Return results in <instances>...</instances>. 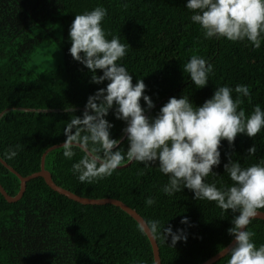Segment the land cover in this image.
Here are the masks:
<instances>
[{
    "label": "trees",
    "instance_id": "trees-1",
    "mask_svg": "<svg viewBox=\"0 0 264 264\" xmlns=\"http://www.w3.org/2000/svg\"><path fill=\"white\" fill-rule=\"evenodd\" d=\"M186 0H0V155L19 145L17 156L4 161L21 177L40 169L42 154L49 148L44 168L53 182L87 199H115L135 210L146 222L159 220L175 231L187 233L186 242L174 248L168 240L155 239L161 264H202L231 241L232 213L222 214L215 202L194 200L183 189L168 197L160 189L167 182L155 165L145 168L135 161L117 169L110 177L92 184L81 183L71 166L82 153L66 160L63 149L64 127L72 116L80 117L87 98L107 82L91 83V74L68 53V29L74 16L97 6L106 9L102 21L108 39L116 36L128 44L122 64L132 76V84L142 79L154 107L147 117L154 118L169 100L188 96L194 106L210 99L216 88L247 85L250 97L241 105L246 116L259 104L264 110V41L253 50L247 42L205 40L194 25ZM33 11L31 19L28 12ZM24 13V16L21 13ZM27 14V18H25ZM12 17V18H11ZM247 44V46H246ZM192 55L213 65L205 87L196 89L183 65ZM96 75H102L97 70ZM141 107H145L143 99ZM74 111H70V109ZM24 109L34 110L25 112ZM35 110H52L35 112ZM54 110V111H53ZM146 112V113H147ZM105 119L113 125L110 138L120 140L125 123L110 110ZM124 138V140H122ZM254 144L256 153L247 149ZM116 149H113L115 151ZM220 164L212 169L205 183L217 188L231 185L224 165L228 159L248 167L264 160V129L251 139L237 135L231 146L221 141ZM122 164V165H124ZM0 185L13 197L19 180L0 163ZM146 198L156 203L145 205ZM258 211L264 213V209ZM187 217L189 224L181 225ZM139 225L112 205H81L51 190L42 178L26 183L21 199L8 203L0 194V264H154L151 247ZM248 230L253 242L264 244V221L253 219ZM225 255L213 264H227Z\"/></svg>",
    "mask_w": 264,
    "mask_h": 264
},
{
    "label": "clouds",
    "instance_id": "clouds-1",
    "mask_svg": "<svg viewBox=\"0 0 264 264\" xmlns=\"http://www.w3.org/2000/svg\"><path fill=\"white\" fill-rule=\"evenodd\" d=\"M184 7L205 40L247 42L253 50L259 49L264 41V0H186ZM106 15L102 6L85 10L74 16L68 29L71 58L88 70L91 83L107 82L87 98L81 116H72L64 127L65 140L60 146L63 157L71 160L76 154L74 149L82 153L71 166L72 174L79 182L92 184L110 177L125 161H135L145 168L155 165L167 177L160 189L164 195L171 197L187 189L194 200L215 202L222 214L228 211L233 214L232 226L227 229L233 244L221 252L228 256L227 264H264V244L257 246L253 242L255 233L248 230L253 219L264 216L258 211L264 209V160L241 167L238 161L229 158L224 173L231 185L217 188L214 183L204 182L210 174L216 176L212 169L220 164L221 141L231 146L237 135L250 139L256 136L264 129V110L257 104L246 116L241 105L250 97V89L238 84L235 88L227 85L216 88L199 107L190 103L188 96L169 98L154 118L147 117L145 113L154 104L149 96L142 95L145 91L142 79H136L133 85L129 71L118 63L130 46L116 36L107 38L102 28ZM97 70L102 75L97 76ZM182 71L196 89H201L209 81L213 65L201 56L192 55ZM110 110L116 120L126 125L122 129L126 151L118 147L120 140L110 138L113 125L105 119ZM6 114L0 112V120ZM18 150L19 145L15 149L9 147L0 155V161L13 160ZM255 153L256 146L252 144L247 155ZM155 203L154 198L145 199L148 207ZM180 224L188 225L187 217ZM140 230L164 243L170 237L171 248L178 241L187 240L184 229L173 231L170 225L165 227L156 219L146 221Z\"/></svg>",
    "mask_w": 264,
    "mask_h": 264
},
{
    "label": "water",
    "instance_id": "water-1",
    "mask_svg": "<svg viewBox=\"0 0 264 264\" xmlns=\"http://www.w3.org/2000/svg\"><path fill=\"white\" fill-rule=\"evenodd\" d=\"M10 110H6L5 112H8ZM32 112H34V110H31ZM28 111V112H31ZM52 110H35V112H51ZM54 111V110H53ZM149 112V111H148ZM148 112L145 113V115H148ZM125 138V137H124ZM124 138H122V140H124ZM62 145V144H61ZM59 145V147L61 146ZM58 148V146H54L49 148L47 151H45L40 159V169L38 172H35L29 176L26 177H21L19 174H17L11 167H9L4 161H0V163L12 174H14L17 179L19 180V191L18 193L11 197L9 196L5 190L2 188V186L0 185V194L3 196V198L5 199L6 202L8 203H15L17 201H19L21 199V197L23 196V193L25 191L26 188V183L32 179L35 178H42L45 182V184L54 192L66 197L69 200H72L78 204L81 205H93V206H100V205H112L114 207L119 208L121 211H123L124 213H126L128 216H130L138 225L139 227H143L145 225V221L142 219V217L133 209L129 208L127 205H125L124 203H122L119 200H115V199H87V198H82L79 197L59 186H57L52 178L50 173L44 168V160L45 157L47 155V153L53 149ZM129 165V163L121 165L120 167H118V169H122L125 168ZM263 213V212H261ZM255 219H259V220H263L264 221V216H260L258 218ZM143 233L145 234L146 238L148 239V242L150 244L151 247V252H152V257H153V262L154 264H161L160 262V257H159V251H158V246L157 243L155 241V239L152 237V235L148 232V231H143ZM233 244V239L232 241L225 247H231ZM224 248V249H225ZM221 252H223V249L218 252L217 254H215L214 256H212L211 258L207 259L206 261H204L202 264H213L216 261H218L219 259L223 258L225 255H221Z\"/></svg>",
    "mask_w": 264,
    "mask_h": 264
},
{
    "label": "rangeland",
    "instance_id": "rangeland-1",
    "mask_svg": "<svg viewBox=\"0 0 264 264\" xmlns=\"http://www.w3.org/2000/svg\"><path fill=\"white\" fill-rule=\"evenodd\" d=\"M33 13H34L33 11H29V12H28V17H29V19H31V16L33 15ZM21 15L24 16V13L22 12ZM11 18H12V17H11ZM25 18H27V14H26ZM27 19H28V18H27Z\"/></svg>",
    "mask_w": 264,
    "mask_h": 264
}]
</instances>
